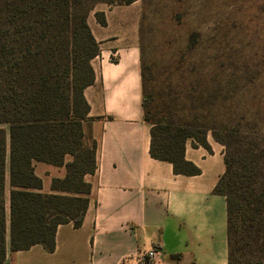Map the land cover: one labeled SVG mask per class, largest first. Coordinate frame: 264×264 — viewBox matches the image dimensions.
Wrapping results in <instances>:
<instances>
[{
	"label": "trees",
	"instance_id": "1",
	"mask_svg": "<svg viewBox=\"0 0 264 264\" xmlns=\"http://www.w3.org/2000/svg\"><path fill=\"white\" fill-rule=\"evenodd\" d=\"M73 4L0 0V264L9 249L41 244L53 252L58 227L71 222L80 227L89 207L92 186L85 177L96 171L98 142L84 92L95 83L92 60L100 46L87 17L75 14ZM96 17L107 24L104 12ZM142 79L151 156L172 163L177 174H199L186 159V146L191 142L211 152V133L225 149L226 170L214 191L227 199L228 264H264V246L254 237L264 231L260 142L244 136L239 126L218 130L194 124L169 105L154 113L143 60ZM37 162L65 168L63 177L52 178L51 192L43 191Z\"/></svg>",
	"mask_w": 264,
	"mask_h": 264
},
{
	"label": "crops",
	"instance_id": "2",
	"mask_svg": "<svg viewBox=\"0 0 264 264\" xmlns=\"http://www.w3.org/2000/svg\"><path fill=\"white\" fill-rule=\"evenodd\" d=\"M106 20L89 24L100 53L92 60L95 83L84 94L98 147L96 171L85 177L92 188L83 224L60 225L53 252L41 244L9 249L3 264H140L153 248L154 264H228L227 199L214 191L226 170L224 146L208 137L210 152L188 142L186 159L200 169L194 175L151 156L141 50L108 14ZM35 168L45 192L65 174L43 162Z\"/></svg>",
	"mask_w": 264,
	"mask_h": 264
},
{
	"label": "rangeland",
	"instance_id": "3",
	"mask_svg": "<svg viewBox=\"0 0 264 264\" xmlns=\"http://www.w3.org/2000/svg\"><path fill=\"white\" fill-rule=\"evenodd\" d=\"M73 1L89 24L104 12L140 47L154 113L169 105L194 124L239 126L264 155V0ZM254 237L264 246V231Z\"/></svg>",
	"mask_w": 264,
	"mask_h": 264
},
{
	"label": "built area",
	"instance_id": "4",
	"mask_svg": "<svg viewBox=\"0 0 264 264\" xmlns=\"http://www.w3.org/2000/svg\"><path fill=\"white\" fill-rule=\"evenodd\" d=\"M156 257L157 250L153 248L141 257L140 264H154Z\"/></svg>",
	"mask_w": 264,
	"mask_h": 264
}]
</instances>
